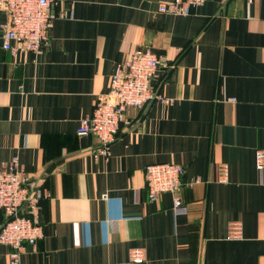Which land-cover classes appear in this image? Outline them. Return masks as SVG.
<instances>
[{
	"label": "crops",
	"instance_id": "obj_1",
	"mask_svg": "<svg viewBox=\"0 0 264 264\" xmlns=\"http://www.w3.org/2000/svg\"><path fill=\"white\" fill-rule=\"evenodd\" d=\"M169 1L61 0L41 52L17 54L3 47L0 7V165L17 157L44 191L42 236L22 264H264V0L161 13ZM138 49L170 64L153 79L158 97L95 157L81 121ZM153 163L185 167L180 206L170 192L150 199ZM6 220L0 210V229ZM233 221L242 239H229ZM133 248L148 259L131 262ZM10 250L0 243V264Z\"/></svg>",
	"mask_w": 264,
	"mask_h": 264
},
{
	"label": "built area",
	"instance_id": "obj_2",
	"mask_svg": "<svg viewBox=\"0 0 264 264\" xmlns=\"http://www.w3.org/2000/svg\"><path fill=\"white\" fill-rule=\"evenodd\" d=\"M61 0H0L7 20L2 25L3 47L17 54L20 52L40 53L49 39L53 19V8ZM208 0H171L162 2L161 13L188 15ZM170 64L149 49H138L129 58L119 62L110 80L109 91L99 96L93 112L84 117L78 129L81 136H95L98 146L93 149L95 157L111 153L112 144L122 126L130 124V113L156 99L153 79L162 68ZM167 101V99H163ZM255 165L264 169V149H257ZM186 170L175 163H153L145 167V182L151 200H157L167 192L174 195L175 207L182 204L179 191ZM229 165H218L217 180L228 183ZM44 191L36 187L29 173L17 157L0 165V210L7 215L0 229V243L11 247L10 264H22L25 242L32 245L42 236L41 201ZM25 210L26 213L22 214ZM244 226L233 221L228 228L229 239H242ZM148 259L145 248H133L129 253L131 262Z\"/></svg>",
	"mask_w": 264,
	"mask_h": 264
}]
</instances>
